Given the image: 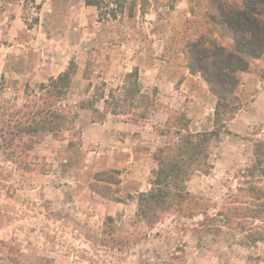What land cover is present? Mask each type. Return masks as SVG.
<instances>
[{"label":"rangeland","instance_id":"rangeland-1","mask_svg":"<svg viewBox=\"0 0 264 264\" xmlns=\"http://www.w3.org/2000/svg\"><path fill=\"white\" fill-rule=\"evenodd\" d=\"M86 1L0 0V117L74 72L56 98L68 129L9 149L0 139V264H264V105L252 107L248 133L226 127L213 140L208 167L178 184L185 201L147 224L139 195L152 190L159 150L178 142L176 128L212 131L215 108L211 99L191 109L205 95L181 86L195 39L177 0H95L101 14ZM237 78L248 106L250 80Z\"/></svg>","mask_w":264,"mask_h":264},{"label":"trees","instance_id":"trees-1","mask_svg":"<svg viewBox=\"0 0 264 264\" xmlns=\"http://www.w3.org/2000/svg\"><path fill=\"white\" fill-rule=\"evenodd\" d=\"M86 3L88 6L96 7L101 14L99 2L87 0ZM216 10L219 17L213 19L223 31H227L232 36L234 48L229 50L203 36L188 43L185 51L190 73L200 76L217 98L214 129L192 134L187 126L176 128L178 142H170L159 150L157 156L159 169L155 171L152 190L139 195L138 215L147 224L160 219L165 208L170 206L171 200L177 203L185 201L186 194L179 190V182L183 179L187 181L195 167L201 166L204 169L208 167L206 160L210 157L208 151L211 143L220 137L227 127V122L232 121L242 109L237 95L239 87L237 74L249 72L250 59H259L264 55V0H243L241 6L222 2L217 4ZM73 74L70 68L57 78L50 79L49 83H42L39 100L25 104L24 110L17 111L13 115L4 114L0 117V139L4 147L12 148L16 143L26 145L27 139L32 141L39 133L55 134L68 129L71 123L68 120V113L63 108L56 107V98H62L64 89L70 86ZM138 76V70L134 69L127 77L138 79ZM137 85L130 91L138 95L141 90ZM100 101L109 104L104 96ZM120 105L121 100H118L115 107L118 108ZM128 106L132 111L141 108L139 103L133 102ZM93 111L100 119L105 118L104 113L98 108ZM112 114L125 113L114 111ZM28 146L30 152L31 148ZM107 220L109 222L112 218L108 217Z\"/></svg>","mask_w":264,"mask_h":264},{"label":"crops","instance_id":"crops-1","mask_svg":"<svg viewBox=\"0 0 264 264\" xmlns=\"http://www.w3.org/2000/svg\"><path fill=\"white\" fill-rule=\"evenodd\" d=\"M222 2L236 4L238 6H241L243 4V0H222ZM213 4V0H177L176 2H173L175 12L177 13L178 17H181L182 21L184 22V29L187 27V25L189 26V28H191L190 34L192 36V39H198L204 36L209 38L210 40L216 41L219 45L232 50L234 48V40L232 36L229 33L223 31L213 19L217 15L215 14L216 12L211 11ZM13 23H15L16 25L18 23V20H15ZM183 56H185V53H183ZM184 69L186 70V73L184 74L181 86L188 83V85H190L191 88L195 90L196 86L200 87L201 92L205 95L202 99V104L201 102L190 101L189 104L192 105L191 109H195L196 105L200 106L201 108V105L206 104V102L211 99L212 104L210 101V105H212V108H215V96L211 94V91L208 89V85L206 84V82L200 76L191 74L187 65ZM263 69L264 55L259 59H250V71L240 73L241 75H243L244 79L250 80V83L246 84V88L250 86V90L255 95L250 99L248 106L244 105L242 109L236 114L235 118L227 124V129L230 133H233L235 135L246 134L248 133L249 129H253L256 120H258V113L252 112V107H255L258 103H262L264 105V77L260 76V74L263 72ZM201 114L202 112L199 113L198 117H200ZM248 116H250V121L253 120V122H250V125L249 123L245 122V119ZM122 125L127 124L122 123ZM198 180H201V178H198Z\"/></svg>","mask_w":264,"mask_h":264}]
</instances>
